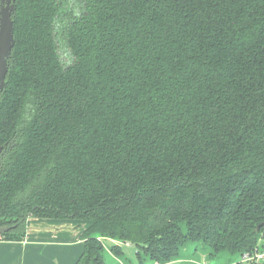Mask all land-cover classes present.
<instances>
[{"label": "trees", "instance_id": "obj_1", "mask_svg": "<svg viewBox=\"0 0 264 264\" xmlns=\"http://www.w3.org/2000/svg\"><path fill=\"white\" fill-rule=\"evenodd\" d=\"M11 19L0 240L32 218L89 223L74 264H106L100 239L154 264L264 248V0H14Z\"/></svg>", "mask_w": 264, "mask_h": 264}, {"label": "crops", "instance_id": "obj_2", "mask_svg": "<svg viewBox=\"0 0 264 264\" xmlns=\"http://www.w3.org/2000/svg\"><path fill=\"white\" fill-rule=\"evenodd\" d=\"M86 225L71 220H28L22 241L0 240V264H74L82 252L80 235ZM194 258L192 256L187 261L181 255V258L169 264L179 261L181 264H192Z\"/></svg>", "mask_w": 264, "mask_h": 264}, {"label": "rangeland", "instance_id": "obj_3", "mask_svg": "<svg viewBox=\"0 0 264 264\" xmlns=\"http://www.w3.org/2000/svg\"><path fill=\"white\" fill-rule=\"evenodd\" d=\"M60 54H61V58L64 61H68L67 53L66 51L63 50L62 47H60ZM100 240H102L103 242V246L105 249L104 259L105 261H107V264H139V260L137 259V256H136V251L133 249L132 246L129 247L125 245H119L122 250V254L118 256H114L109 251L108 246L111 244L117 245L118 242L113 241V240H107V241L103 239H100ZM203 249H204L203 246L201 247V246L189 245L186 247V249L182 252L181 255L185 259L187 258V261H189V258H191L192 256H195L192 264H219V263L221 264H240V257L238 256H235V255L232 256L226 253L215 255ZM76 260L77 258L75 259V261ZM142 264H154V263L151 260H149L147 257H144L142 258ZM175 264H181V261Z\"/></svg>", "mask_w": 264, "mask_h": 264}, {"label": "water", "instance_id": "obj_4", "mask_svg": "<svg viewBox=\"0 0 264 264\" xmlns=\"http://www.w3.org/2000/svg\"><path fill=\"white\" fill-rule=\"evenodd\" d=\"M6 4V8L2 9L0 12V92L5 86V78L8 72V60L11 56V51L14 46V37H13V21L11 15L14 11V0H3ZM2 147H0V153ZM29 218L28 220H31ZM27 220V221H28ZM40 220V219H39ZM72 221V220H71ZM79 223H85L88 227V222L75 221ZM264 226V222L257 226V229ZM86 227V228H87ZM85 228V229H86ZM10 230L9 227L0 228V236ZM27 230V226H26Z\"/></svg>", "mask_w": 264, "mask_h": 264}, {"label": "built area", "instance_id": "obj_5", "mask_svg": "<svg viewBox=\"0 0 264 264\" xmlns=\"http://www.w3.org/2000/svg\"><path fill=\"white\" fill-rule=\"evenodd\" d=\"M125 246L129 245L126 244ZM240 264H264V248H261L260 246L256 248L251 254L244 253L240 257Z\"/></svg>", "mask_w": 264, "mask_h": 264}, {"label": "flooded vegetation", "instance_id": "obj_6", "mask_svg": "<svg viewBox=\"0 0 264 264\" xmlns=\"http://www.w3.org/2000/svg\"><path fill=\"white\" fill-rule=\"evenodd\" d=\"M6 8V4L4 3L3 0H0V12L2 11V9Z\"/></svg>", "mask_w": 264, "mask_h": 264}]
</instances>
